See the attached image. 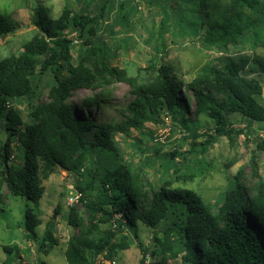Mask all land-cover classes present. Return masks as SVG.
Returning <instances> with one entry per match:
<instances>
[{"label": "trees", "instance_id": "trees-1", "mask_svg": "<svg viewBox=\"0 0 264 264\" xmlns=\"http://www.w3.org/2000/svg\"><path fill=\"white\" fill-rule=\"evenodd\" d=\"M82 1L95 11L73 13L63 8L53 19L44 6L34 7L29 25L37 33L17 55L0 60V129L5 135L0 139V186L37 205L45 192L40 179L57 170L75 177L74 190L85 218L71 206L68 209L67 222L77 233L67 240L66 264H111L118 252L134 243L130 236L136 238L137 223L156 229L163 222L168 224L152 233L154 249L136 242L139 264H145L147 255L159 256L154 264L178 258L184 264H264V182L257 173L250 185L239 174L233 176L219 199L209 204L195 191L173 185L177 178L153 187L140 169L132 171L120 163L113 141L114 134L141 131L146 123L164 125L161 115L189 131L191 100L195 118L210 119L213 129L212 134H205L203 144H191L190 152H196L200 144L206 148L220 137L231 142L243 129L231 127L230 115H238L245 127L264 123L263 88L253 77L264 75V59L227 55L220 64L202 68L188 83L176 79L171 65L151 63L148 67L154 76L139 84L137 78L109 64L111 50L99 36L110 27L104 23L110 0ZM195 4L194 21L184 18L177 8L178 26L184 21L186 30L182 28L180 36L188 32L200 36L202 48L221 53L246 40L251 49H264V0H195ZM20 27L0 13V39ZM69 27L78 32V40L64 35ZM36 73H50L54 80L47 101L41 104L37 88L30 82ZM113 82L129 87L131 99L121 122L98 124L79 112L80 107L99 105L101 98L94 94L77 104L73 102L75 92L95 91ZM15 101L27 102L29 122L24 123L18 110L10 106ZM14 144L21 152L19 164L12 162ZM256 147L264 150V141ZM59 211L57 205L53 218ZM40 224L31 209L24 210V237L47 254L57 240L49 230L39 238L36 228ZM3 249L10 254L14 248Z\"/></svg>", "mask_w": 264, "mask_h": 264}, {"label": "rangeland", "instance_id": "rangeland-1", "mask_svg": "<svg viewBox=\"0 0 264 264\" xmlns=\"http://www.w3.org/2000/svg\"><path fill=\"white\" fill-rule=\"evenodd\" d=\"M91 1L99 3L100 0ZM84 4L82 0H0V13L9 15L21 26L15 34L0 39V60L17 55L23 44L37 33L29 25L34 7L44 6L49 16L56 19L63 8H68L73 13L95 11L94 6L86 8ZM118 7L122 10L118 11ZM195 7V0H110L104 16V23H108L110 27L99 33L101 40L111 50L109 64L125 70L128 77L137 78L140 84L154 76L148 67L151 63H166L173 67L178 81L188 83L202 68L210 64H220L227 55L247 54L264 59V49H251L248 40L242 45L230 46L226 53H221L202 48L200 36L193 37L190 32H186L189 35L180 36L181 29L186 30L184 21L180 23V28L178 26L180 15L177 8L183 11L184 18L194 21L192 9L196 10ZM203 30L200 29V35ZM64 35L78 40V32L72 27ZM77 46L76 43L72 53L74 56ZM253 77L262 85L260 102L264 105V75L256 74ZM30 82L37 88L38 103L46 102L48 88L54 84L52 75L36 73L30 78ZM94 94H99L101 98L99 105L88 109L80 107L78 110L81 114L90 116L98 124H114L123 120V109L131 99L127 84L113 82L95 91L80 89L75 92L76 99L73 102L78 104ZM10 106L18 110L24 123L30 121L26 101H15ZM192 111L193 102L190 100L189 131L178 124H172L165 115H161L160 119L164 122L162 126L146 123L141 131L129 130L127 134H114L113 141L120 163L132 171L140 169L141 176L153 187L166 180L174 182L177 178L173 185L195 191L209 204L219 199L229 185L228 180L235 175L239 174L242 182L250 185L256 181L255 172L264 182V150L256 147L258 142L264 141V123L245 127V122L238 115H230L228 120L231 127L243 129V133L234 135L231 142L226 137H220L205 148L201 144L206 139L205 134H212L213 123L203 115L195 118ZM4 138L5 135L0 129V139ZM194 143L201 144L196 152H190L191 144ZM12 148V162L19 164L21 152L17 150L16 144ZM170 159L173 161L170 162ZM74 180V176L63 170L55 171L47 179H40L45 192L37 205L10 195L4 185L0 186V264H66L64 250L67 240L77 233V229L67 222L68 209L71 206L80 218H85L83 208L77 200L69 204L75 194ZM57 205L60 211L53 218ZM25 209H31L41 221L36 228L39 238L49 230L57 240V245L48 250L47 254L33 240L24 237ZM137 224L136 238L130 236L134 243L127 250L118 252L112 259L113 264H139L141 253L136 244L154 249L152 233L168 223L163 222L156 229ZM4 246L14 248L12 253L7 254ZM158 260L159 256L147 255L145 264H154ZM168 264L184 263L178 258Z\"/></svg>", "mask_w": 264, "mask_h": 264}, {"label": "built area", "instance_id": "built-area-1", "mask_svg": "<svg viewBox=\"0 0 264 264\" xmlns=\"http://www.w3.org/2000/svg\"><path fill=\"white\" fill-rule=\"evenodd\" d=\"M78 197H79V195L75 193L74 196L69 200V204H72L73 203V200L74 201L75 200L78 201ZM105 264H109V263H105ZM111 264H113V262Z\"/></svg>", "mask_w": 264, "mask_h": 264}]
</instances>
